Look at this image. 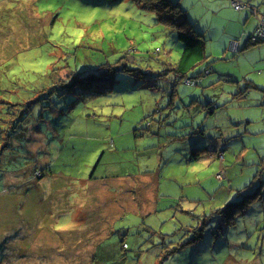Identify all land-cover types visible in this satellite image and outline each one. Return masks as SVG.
<instances>
[{
    "label": "rangeland",
    "instance_id": "374dc122",
    "mask_svg": "<svg viewBox=\"0 0 264 264\" xmlns=\"http://www.w3.org/2000/svg\"><path fill=\"white\" fill-rule=\"evenodd\" d=\"M171 1L205 34L212 0ZM206 40L186 86L183 43L135 0H0V264H264V107L224 77L264 87V60Z\"/></svg>",
    "mask_w": 264,
    "mask_h": 264
},
{
    "label": "trees",
    "instance_id": "16d2710c",
    "mask_svg": "<svg viewBox=\"0 0 264 264\" xmlns=\"http://www.w3.org/2000/svg\"><path fill=\"white\" fill-rule=\"evenodd\" d=\"M139 5L143 6L146 10L151 11L155 15H157L159 22L166 26L171 28L172 31H175L178 35L179 40L183 43V50L180 53V56L177 60L176 63L172 66V70L175 74V78H177L178 81L185 79L194 81L193 85H185L186 86H196L198 85L197 82L201 81V78L209 74V65L206 67L204 66L202 69L199 70L195 74L194 77H187L188 74L191 71H194L198 66H201L202 63L207 59L206 53H205V45H206V38L204 35V32L202 34L201 31H198V29L194 28L192 25L193 22L189 21L188 17V10L186 11L180 4L179 2L174 3L171 0H135ZM232 2H236L239 5H241L243 8L238 10H249L250 14L255 17L257 25L259 24L261 18H263V15L259 14L258 8L253 7L250 3L251 2H246L242 0H232ZM234 9V7H233ZM235 10V9H234ZM237 11V10H235ZM252 35V34H251ZM251 35L249 36V43H252L254 45L257 44H262L264 42H252L251 41ZM239 44V43H237ZM239 46V45H238ZM240 50V49H239ZM206 70L205 73L203 71ZM262 72V71H261ZM264 72V70H263ZM203 73V74H202ZM232 83H236L237 81L233 78L227 77ZM84 87L87 85H83ZM249 87H247L248 89ZM242 90V91H241ZM247 91L244 89H240L238 91L234 90L232 91V102L233 101H238L240 100L239 96L245 95ZM241 94V95H239ZM231 102V103H232ZM235 104V103H234ZM216 110V109H215ZM207 145H205L204 150L209 151L210 145L212 142H206ZM214 146V145H212ZM203 151V149H193V151ZM198 155H194V157H197ZM198 159V158H197ZM37 167H34V169ZM261 170H264V163L261 166ZM225 171V170H224ZM36 173L39 172V170L35 171ZM45 171L40 170V180H43L45 177ZM227 177V175H226ZM226 177L224 179H226ZM260 178V177H259ZM223 179V180H224ZM72 180V178L69 180L68 179V184L64 185L62 188L64 189V194L63 197L70 196L69 195V190H68V185L69 182ZM90 182H92L94 179L93 176H91L88 179ZM257 180V176L254 177V181L252 184L255 183ZM262 179L259 180V185L261 184ZM32 188V187H30ZM32 191V190H31ZM78 191V190H77ZM250 193H243L236 201H230L226 202V208L228 210H217L215 211L212 216H214V219L212 221H215L217 223V228L220 229L221 225H225L227 227L233 226L235 223V220L237 217L241 216L244 211L247 209L248 206L252 205L255 201L259 200L262 196L261 192L262 189L261 187L254 188L253 190H250ZM82 193V191H81ZM66 200V199H65ZM68 205L70 204L67 203ZM211 216V217H212ZM206 227L205 224L199 229H197L198 234L194 238L190 239L183 244V246H176L178 248H184L187 245H195L198 243L202 237H203V229ZM123 250L126 247L125 244L122 246ZM176 250H172L168 252L163 259H167L169 256L173 255L172 252ZM164 255V254H163Z\"/></svg>",
    "mask_w": 264,
    "mask_h": 264
},
{
    "label": "crops",
    "instance_id": "0c3cea01",
    "mask_svg": "<svg viewBox=\"0 0 264 264\" xmlns=\"http://www.w3.org/2000/svg\"><path fill=\"white\" fill-rule=\"evenodd\" d=\"M242 1L251 2L250 4L253 7H257L259 14L263 15L264 18V5L261 7L262 4L256 3H264V0ZM205 11L208 14L209 21L205 28L204 35L205 38H209L210 45H212L214 41H218L225 51H229L230 45H232L233 42L239 43L238 45L241 52L240 54L238 53L239 55L237 56L238 62H240L241 56H246L245 60L256 65L264 60V43L254 45L249 43L248 40L249 36L255 31L257 24L255 17L250 14L249 10L235 11L233 9L232 0H212L210 1L209 8ZM218 31L220 32L218 33ZM231 49L232 47L230 51H232ZM224 77L233 78L234 76L227 75ZM253 79L254 78L249 81L247 78H242L241 80L243 84H247L250 90H245L247 92L245 95L239 96L240 100L232 102L237 104L236 106L239 105V108H241L240 106L246 107V104H250L251 102H254L256 107H264V87L262 84H255L256 82ZM238 83L241 82L237 81L234 84L232 87L233 91L240 90ZM251 97L255 98L252 99ZM145 215H147V213Z\"/></svg>",
    "mask_w": 264,
    "mask_h": 264
},
{
    "label": "built area",
    "instance_id": "2783aa9c",
    "mask_svg": "<svg viewBox=\"0 0 264 264\" xmlns=\"http://www.w3.org/2000/svg\"><path fill=\"white\" fill-rule=\"evenodd\" d=\"M233 7L235 10H240L243 7L241 5H239L236 2H232ZM251 41L252 42H264V18H261L259 24L257 25L255 31L253 32V34L251 35ZM233 46L235 50H238L239 46L237 43L233 42ZM262 74H264V72L262 71ZM184 83L186 85H193L194 81L191 80H185Z\"/></svg>",
    "mask_w": 264,
    "mask_h": 264
}]
</instances>
